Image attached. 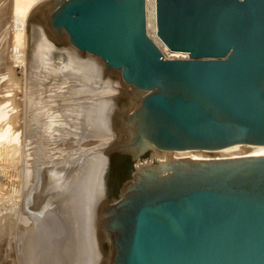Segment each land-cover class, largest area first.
Wrapping results in <instances>:
<instances>
[{"label":"water","instance_id":"1","mask_svg":"<svg viewBox=\"0 0 264 264\" xmlns=\"http://www.w3.org/2000/svg\"><path fill=\"white\" fill-rule=\"evenodd\" d=\"M67 0L72 47L144 92L139 143L159 151L264 146V0ZM130 155V154H128ZM113 264H264V156L141 168L111 218Z\"/></svg>","mask_w":264,"mask_h":264},{"label":"bare ground","instance_id":"2","mask_svg":"<svg viewBox=\"0 0 264 264\" xmlns=\"http://www.w3.org/2000/svg\"><path fill=\"white\" fill-rule=\"evenodd\" d=\"M65 1H67V0H14L13 12H15V15H16L15 16L16 20H14L15 21L14 26L12 25L14 27V28L12 27L13 32H14L13 36H15V37H13L14 47L10 53L8 52V50L3 51L1 49V51H3V52L0 55V67H1L0 72L4 71V75L2 76V73H0V105H2V106H0V243H2L4 245V246L2 245V247H5V251H6L5 253L8 257V258H6V261H7V259H10V261L13 260V262H10V263H16V256H15V259L12 256L14 249H16L15 248V244H16L15 242L18 243L20 255H21V253L23 255V251H26L25 250L26 246H27V249L30 248L33 250L34 246L37 245L38 242H40V244H43L42 243L43 236H42V238L40 237V232H42L41 226L42 225L49 226V223L52 224L54 219H58L61 221L60 216L63 215L64 213L68 214L66 212V209H67V211L69 209L68 212H70V208H73V207H70L71 205H69V201L72 197L74 198V201L77 202V204H78L79 200H82V202L84 199L86 201L87 200L90 201V198H91V200H94V199H92V196H91L93 193L90 195L91 192L89 193V191H88V193L91 197L90 198L87 197L88 198L87 199L86 198L87 195L84 192H87V188L89 190H91V189L95 190V188H91V189L89 188L90 186L88 184L92 181H93L92 182L93 184L97 183V186L100 187L101 185L100 184H99L100 186L98 185L97 179L99 177H100V179H101V177L103 178L104 173L106 171H107L106 180H104V183L102 182V180H99V183H101L102 185L105 184V185L109 186L108 194L105 193V195H107L108 199L104 200L103 197L101 196L103 201L100 202V199H101L100 196L98 197L96 195L99 193L101 194L102 189L99 190L98 188H96L99 190V193H97L98 190H96V192L94 191V193H96V194H93V195L96 196L97 198H99L100 203L98 204V202H96V205L98 204L97 207L94 205L95 201H91V203H94L92 205H91V203H89L93 207V209H92L93 213L91 210V215H89V216L96 217L95 218L96 221L101 220V222H102V226L100 225L101 228L99 227L101 230L100 229H99L100 231L98 230L99 232H101L99 240H100L101 244L104 246V250H105L104 257H102L101 249H100V247L98 248V250H99L98 254L101 258V262H102V264H113V261L115 258V245L113 242V235H112V229H111V217L114 215L115 208L118 205L119 201L125 197H128V195H130V191L132 189V186L134 183H136V174L141 168H144V167H147L150 165H154V164L163 163V162L174 161V160L189 159V160H194V161H221V160H229V159L244 158V157H251V156H264V146H253V145H245V144H237V145H233V146L226 147L223 149L210 150V151L209 150H206V151H200V150L159 151L157 149H149L146 152V143H139L136 140V135H137L136 117H137V111L140 108V103H141L142 98H139V100L137 99L138 102H136V103H138V105H135V103H134V105L136 106L135 110L133 112H131L129 114L130 117L126 121L123 120V124L119 126V128H123V129L126 128L128 130V133H129L128 138L125 140H123V139L120 140V138H119V140L117 142L115 140L116 136H117V132L113 131L114 133H112L111 129H110L111 131L109 132L108 128H107L108 129L107 132H105L106 130L104 131L100 125V122H102L101 121L102 115H103L102 111L96 110L97 111L96 113L91 112V111H93L92 110L93 108H94V110H95V108L100 109V106H102L100 104V102H97V101L94 102V100H96V99H92V101H88L89 98L86 99V97H88L89 95L88 94L85 95V93H88L89 90L87 92H83V91L78 92L77 91V90L80 91L82 89H86L85 87H87V85L89 84V82L87 81L88 83L85 87L81 86L80 83L81 82L83 83V81L80 82L78 80V79L82 80V78L80 77L81 75L77 76L75 74L77 77H80V78H78L76 80H71L72 82L78 80L80 83L79 82L78 83H75V82L70 83L69 81H65L64 82L65 85L60 86V87L57 86V88H59L62 91L60 93L62 96H60V98H59V96H57L59 98V100L55 95L58 92L56 91L57 88L54 87V85H55L54 83H51V81H50V83L38 84V82L36 83L34 81H31V79L29 78L30 75L33 74V69H31V68L32 67L35 68L34 66H36L37 68L34 69V71H35V70H38L42 66L41 65L38 68L37 64L36 65L34 64V63H36L34 60H35V56L37 53L36 52L37 50L35 48H37L40 43L41 44L47 43L46 40L44 39V37H45V35H48V29L52 33H54L57 37L64 36L65 40L68 42L66 35L63 34L62 30H58L57 28H54L52 26V23H51L52 17L54 15L56 9L58 7H60L61 5H63L65 3ZM5 7L7 8V6H5ZM28 13L30 16L29 19H31L30 24H29V21H26V17H27ZM145 13H146V32H147L148 36L158 45V47H160V50L165 55V57H169L165 54V51H167V50L160 43V41L158 40V38L156 36L157 27H156V22H155V0H145ZM45 17L47 18V20ZM46 21H47V23H46ZM31 22H33L34 26ZM11 23H13V22H11ZM6 24H8V23H6ZM40 24L44 27V28H42L43 33H40L41 31L40 32L38 31L41 27ZM30 25L33 27L32 31H29V29H28V26L30 27ZM0 37H2V36H0ZM4 38H6L5 40H7V37H4ZM0 45H1V43H0ZM68 45L74 51L75 54L82 55L84 57L93 59V60L97 61L98 63H101V61L99 62L98 59L92 57L93 55L89 56L90 54L88 55V53L82 54V53L78 52L77 50L73 49L70 46L71 44L69 42H68ZM2 46L0 48H3ZM29 47H30V49H29ZM27 48L30 50L29 54H28ZM44 48H46L45 50L49 54V55L47 54V56L52 59V57L50 56V53L52 51L50 50L49 45L44 46L43 49ZM170 53H173V52H170ZM180 54H183V53H180ZM186 57L187 56L185 54H183V56H181V57H170V58H186ZM41 61H43V60H41ZM41 61H39V62H41ZM32 64H34V66H32ZM7 65H9V67L11 69L8 71H5V67L7 68ZM2 67L4 70L2 69ZM80 68H82V67H80ZM88 68H87V71L89 70ZM40 69L38 71H41ZM81 70L84 72L83 69H81ZM85 70H86V67H85ZM54 71H56V70H54ZM99 71H97V72H99ZM7 72H9L8 75H10V80L7 79L8 82L11 81V82H9L10 85L9 84L5 85V83L3 81L5 79L4 76L5 77L7 76L6 75ZM35 72H37V71H35ZM35 72H34V74H35ZM71 72L70 73L68 72V73L71 74ZM77 72L79 73V71H77ZM37 73L39 74V72H37ZM88 73H91V72L89 71ZM80 74H82V73H80ZM84 74H86V73H83L82 75H84ZM72 75L75 78V75L73 73H72ZM33 76L34 75H32L31 78ZM99 76H100V74H99ZM94 79H95V77H94ZM92 80H93V78H92ZM29 81H31V82H29ZM92 82H91V84H92ZM60 85H61V83H60ZM94 87H95V85H94ZM126 87H129V86H124L120 83V86L116 87L115 94L123 91L124 89H126ZM95 88H98V87H95ZM91 90H92V88H91ZM96 90H94V91H96ZM98 90L96 92H98ZM111 91H112V89H111ZM132 91L137 95L136 89H132ZM76 92H78V94H79L78 97L76 95H73L74 93L76 94ZM104 92L106 93V90ZM127 92H129V91H127ZM98 93H100V92H98ZM101 93H103V92H101ZM112 94H113V92H112ZM90 95L92 96L93 94H90ZM98 95H100V94H98ZM108 96H110V95H108ZM110 97H111V98H109L110 100L108 99L110 102L115 101V100H111V99H113L112 95ZM106 98H107V96H106ZM106 98H104L105 101L107 100ZM101 100H103V99L101 98ZM117 100L118 101L123 100L122 102H125V104H127L128 106L133 104V102L130 103L131 98L126 93L123 94V97L121 94L118 93V99ZM117 100L115 101L116 103H117ZM71 101L72 102L74 101L76 103V106H74L75 104L72 103ZM98 103L100 105H98ZM113 104H114V102L111 104L108 103L107 104L108 106L105 105V107H104V105H103L102 107L103 108L107 107L108 113H110L111 111H109V109L112 110V108H109V105L111 107ZM125 104L122 103V105H120V106L123 107V105H125ZM55 105H58L60 107L62 106L63 108L61 107V111H62V109L66 110V112H65L66 114H61V116H60V114H59L60 111L56 109ZM77 106H78L77 111H79V112H77L78 114H76V113H75L76 115L72 114V111L75 112L73 107L76 108ZM112 107H116V104H115V106H112ZM55 109L57 110L56 112H58V111L59 112L55 113ZM132 109H134V108H132ZM104 110L105 109H103V111ZM120 111H122V110L120 109ZM101 113H102V115H101ZM56 114H59V115H56ZM111 114H112V112H111ZM121 114H122V112H121ZM118 115H120V114H118ZM121 116H124V115H121ZM125 116H127V115L125 114ZM125 116L123 118H125ZM114 119H115V117H114ZM104 120H106V117ZM109 121H107L108 122L107 125L110 128L112 126L110 125L111 121L110 122ZM90 122H93V123L96 122L95 123L96 124L95 126L97 127L96 132L88 129L87 123H90ZM11 123L16 125V127L19 130V133L16 136L14 135L15 137L13 136L12 140L7 141V139H9V137H8L9 133L8 132L11 131L10 126H8L7 124H11ZM93 123H91V124H93ZM89 127L94 128L90 124H89ZM115 129L116 128H114L113 130H115ZM125 135H127V133ZM3 137H6L7 139L5 140V139H3ZM20 137L23 141L21 140V142H18L20 140ZM113 137H115V138L112 140ZM10 138H12V137H10ZM109 138H111L110 139L111 142L108 140ZM117 138H118V136H117ZM107 140L110 143H108ZM13 142H14V144H13ZM104 147H106L105 150H107V149L110 150V152L107 151L109 154V159L106 158L107 157L106 153L104 156L105 159L109 160L108 162L103 161V159H104L103 153L105 151ZM128 154H130V155H128ZM124 158L126 160H128V162H129L128 167L126 166L125 161L123 160ZM123 164H125V166L127 168L122 166ZM91 169H93L94 173L96 172L99 175V177L95 178L96 182H94V179H91L92 177L96 176V173H95V175L91 177V172H90ZM127 172L128 173L130 172L129 176L126 175ZM89 177H91V178H89ZM88 178H89V181L91 179L90 182L88 181ZM74 183L77 184L78 187ZM74 185H75L76 190L78 188V190L74 192V193L78 192L75 195H73L74 193L71 192L74 190V189L72 190ZM85 185H87L86 186L87 188L85 187ZM92 187H95V186H92ZM85 188H86V191H85ZM101 188H102V186H101ZM70 193H72V194H70ZM82 194H84L83 195L84 199H83V197L81 198ZM71 201H73V200L71 199ZM86 201H84L85 204H86ZM77 204L72 203V205L78 206ZM79 204H80V202H79ZM85 204H83V205H85ZM89 204L87 207L90 206ZM85 207L86 206H84V208H83L84 211H86ZM74 208H75V206H74ZM63 209L65 210V212ZM76 209L78 211V210H80V207H79V209L78 208H76ZM88 210H89V208H88ZM75 212H76V210L73 213H75ZM80 212H82V211H80ZM80 212L78 211V213H80ZM73 213L71 211L69 214L71 215ZM66 214H64V217H66L65 216ZM69 214H68V218L71 217V216H69ZM76 214L77 213H75L74 215H76ZM87 214H89V213H87ZM87 214L85 212V214H84L85 216L83 214H78V215H80V216L82 215V217L83 216L86 217ZM98 215H99L100 219L97 217ZM64 217L62 220L65 222ZM74 217H72V218H74ZM93 217H92V219H93ZM68 218L66 217V221L70 220V218L69 219ZM60 221H58V222H60ZM56 222H57V220H56ZM56 222H54V224H56ZM64 222H62V223H64ZM60 223H58V224H60ZM54 224H52V225H54ZM65 224H66V222H65ZM57 225L55 226L54 231L52 230L53 229L52 227H54V226L50 225L51 226L50 230L52 231V233L50 230H48V229L46 230L50 234H47V232L44 230L46 232V237L51 235L49 238L47 237L48 240H46L44 238L45 244L43 247L46 249V251H47V249L50 250V253H48L49 252V250H48V252H45V251L43 252L44 256L42 255L45 259L49 258V259H46L47 261H49L50 259H52V261H54L53 260L54 256L52 257V254L56 251L51 253V250L55 247L54 245L59 246V247L56 246L54 248V250L57 247H58V249H60V247L62 248L64 246L63 247L64 250L62 248V252L60 253V254L63 253L61 255V261H62V259H65L64 254L67 253V249L72 245L71 244L69 247L66 248L65 246H68V245H66V242L64 245H62L63 243L60 244L62 246L59 245V242L57 244H54L55 242L53 243V240L55 239V237H54L55 235L53 236V232H56V230L59 228L58 226H60V227L64 226L63 224L62 225L60 224L58 226ZM66 225H68V223ZM66 225H65V227H66ZM70 225L67 227H70L72 229L71 226L73 224L71 226ZM56 227H58V228L56 229ZM73 228H74V226H73ZM91 228H93V227H91ZM40 229H41V231H40ZM62 229L59 228L60 232L58 230L57 231L63 235L64 233L62 232ZM65 230L67 231V229H65ZM26 231H27V233L29 231H32L29 234H27V235H31L30 242H27L28 239L26 240V237H27V236L25 237ZM63 231H64V229H63ZM66 231H64V232H66ZM72 231H73V229H72ZM72 231H68V232L71 233ZM83 231H82V233H83ZM58 232H57V234H58ZM72 233L74 234L75 232H72ZM60 234H58V235L60 236ZM58 235L56 236L57 238L59 237ZM66 235H68V234H65L64 236H62V238H64ZM2 236L5 237V238H3V240H2ZM52 236L54 237L53 239H52ZM68 237H70V236H68ZM20 239H21V244H22L21 246H19L20 245V242H19ZM71 239H73V238H71ZM58 240H62L61 236H60V239H58ZM65 241H67V240L65 239ZM70 241H68V242H70ZM27 243H28V245H27ZM93 246L94 245H92V247ZM38 247L39 246H37V250H36L37 253L39 251ZM73 247H75V246H73ZM95 247L96 246H94V248ZM41 249L43 251V248H41ZM3 250H4V248H3ZM34 251H32V252L34 253ZM57 251H59V250H57ZM63 251H65V253ZM91 251L93 254L94 249L92 248ZM95 251H96V249H95ZM32 252H31V254H32ZM10 253H11V256L9 255ZM37 253H35V254H37ZM57 253L58 252H56L55 255ZM85 253L87 255V252H85ZM60 254H58V255H60ZM58 255H56V256L58 257ZM69 255L71 257V255H72L71 252ZM32 256H34V255H32ZM65 256H66V254H65ZM80 256L83 257V260H85L84 259L85 255H83V256L80 255ZM96 256L97 255H94V257H96ZM22 257H21V259H22ZM35 257H37V256H35ZM35 257H34V259H35ZM43 257H41V258H43ZM59 257L57 258L58 259L57 262L62 264V262L59 261L60 260ZM68 257L66 259H68ZM75 257H76V255H75ZM24 258H25V256H24ZM96 258L98 259V257H96ZM43 259H42V262L43 261L47 262V261H45V259L44 260ZM68 260L65 261L66 263L65 262H63V263L68 264L67 263ZM78 260H79V258H78ZM94 261H95V259H94ZM54 262H56V261H54ZM70 262H71V260H70ZM76 262H77V260H76ZM95 262L90 263V264H97ZM35 263H36V261H35ZM43 263H41V264H43ZM5 264H6V262H5ZM50 264H52V262ZM53 264H56V263H53ZM84 264H86V263H84ZM99 264H100V262H99Z\"/></svg>","mask_w":264,"mask_h":264},{"label":"rangeland","instance_id":"3","mask_svg":"<svg viewBox=\"0 0 264 264\" xmlns=\"http://www.w3.org/2000/svg\"><path fill=\"white\" fill-rule=\"evenodd\" d=\"M13 4H14V0H0V36H2V37H0V40L2 41H0V43H1V45H0V47L2 46L3 48H0V51H1V49L3 50V51H6V50H8V52L10 53L11 51H12V49H13V47H14V39H13V37H15V36H13L14 35V32H13V26H14V20H16V18H15V12H13ZM5 6H7V8L5 7ZM57 8V7H56ZM30 13V12H29ZM29 13L27 14V17H26V21H29V24H30V21H31V19H29ZM32 14V13H31ZM14 15V16H13ZM15 18V19H14ZM46 18V17H45ZM46 20H47V18H46ZM35 21V20H34ZM11 22H13V23H11ZM6 23H8V24H6ZM32 24H33V22H31ZM46 23H47V21H46ZM13 25V26H12ZM41 25V24H40ZM46 25V24H45ZM33 26H34V24H33ZM48 26V25H47ZM13 27V28H12ZM42 28H44L42 25H41V27H40V29L38 30L40 33H43V31H42ZM12 29V30H11ZM28 29H29V31H32L33 30V27L30 25V27L28 26ZM12 31V32H11ZM3 32V33H2ZM11 32V33H10ZM62 32H63V34H65V32L62 30ZM5 36H4V35ZM66 35V34H65ZM7 37V40H5L6 38H4V37ZM4 38V39H3ZM66 38H67V40H68V42H69V39H68V37H67V35H66ZM44 39L46 40V42L47 43H43V44H39V46L37 47V48H35L37 51V53H36V56H35V62L36 63H34L35 65L37 64V66H38V68H39V66H41L39 69L41 70V71H38V70H35V71H37V72H39V74L37 73V72H35L34 71V69H36L37 67L36 66H34V64H32V66H34L35 68H31V69H33V74L32 75H34L32 78H31V76L32 75H30V79H31V81H34V82H38V84H46V83H50V81H51V83H54L53 85H54V87H56L57 88V86L58 87H60V86H63V85H65L64 84V82L65 81H69L70 83H78L79 81L81 82V81H83V83L81 82H79L80 84H81V86H86L87 85V83L89 82V84L87 85V87H85L86 89H82V90H77L78 92H81V91H83V92H87L88 90V93H85V95H89L88 97H86V99H88V101H92V99H96V100H94V102L95 101H97V102H100V104L103 106L104 105V107H105V105H107L108 103L109 104H111V103H113L114 102V104L112 105V106H115V104H116V107H110V105H109V108H112V110L111 109H109V111H111L112 112V114H111V112L110 113H108V108L106 107V108H103L102 106H100V109H96L95 108V110H94V108L92 109L93 111H91L92 113L93 112H97L98 110H100V111H102V113H103V115H102V113H101V115H102V119H101V121L102 122H100V125H101V127L103 128V130L105 131V132H107V130L109 129V132L111 131L112 133H114L113 131H115V132H117V136H118V138H117V136H116V141L118 142V140H119V138H120V140L121 139H123V140H125V139H127L128 138V136H129V133H128V130L125 128V129H123V128H119V126L120 125H122L123 124V120H127L129 117H130V113L131 112H133L134 110H135V108H136V106L135 105H138V103H136V102H138L137 101V99L139 100V98H142L144 95H145V93L144 92H141V91H138V90H136L137 91V95L132 91V89H134L132 86H130V85H127V84H125L123 81H122V79H121V76H120V72L119 71H117V70H113V69H109L108 67H106L105 65H104V63H103V61L100 59V58H98V57H95V56H92V55H89V56H92V57H94V58H96V59H98V61L100 62L101 61V63H98L97 61H95V60H93V59H90V58H87V57H84V56H82V55H79V54H75L74 53V51L69 47V45H68V42L65 40V37L64 36H60V37H57L54 33H52L49 29H48V35H45V37H44ZM41 42V41H40ZM70 43V42H69ZM12 45V46H11ZM47 45H49V47H50V50L52 51L51 53H50V56L52 57V59L51 58H49L48 56H47V52H46V48H44L43 49V47L44 46H47ZM41 46V47H40ZM71 46V45H70ZM7 47V48H6ZM11 47V48H10ZM72 47V46H71ZM73 49H75L74 47H72ZM29 49H30V47H29ZM28 48H27V50H28V54L30 53V50H29ZM76 50V49H75ZM3 51H1L0 52V55L2 54V52ZM78 51V50H77ZM78 52H80V51H78ZM80 53H82L83 54V52H80ZM85 54H87V53H85ZM165 54L167 55V56H169V57H165V58H170V57H181V56H183V54H180V53H170V52H168V51H165ZM49 55V54H48ZM165 56V55H164ZM41 60H43V61H41ZM33 61V62H34ZM39 61H41V62H39ZM50 61V62H49ZM78 61V62H77ZM80 61V62H79ZM76 62V63H75ZM2 63V62H1ZM40 64V65H39ZM81 65V66H80ZM85 65V66H84ZM77 66V67H76ZM79 66V67H78ZM84 66V67H83ZM45 67V68H44ZM71 67V68H70ZM80 67H82V68H80ZM85 67H86V70H85ZM89 67V68H88ZM92 67V68H91ZM1 68V67H0ZM87 68L89 69L88 71H87ZM2 69H3V67H2ZM1 69V70H2ZM11 68L9 67V65H7V68L5 67V71H8V70H10ZM45 69V70H44ZM48 71H47V70ZM76 69V70H75ZM81 69H83L84 70V72L81 70ZM4 70V69H3ZM54 70H56V71H54ZM92 70V71H91ZM100 70V71H99ZM44 71V72H43ZM60 71V72H59ZM72 71V72H71ZM76 73H75V72ZM77 71H79V73L77 72ZM91 72V73H88V72ZM97 71H99V72H97ZM104 71V72H103ZM34 72H35V74H34ZM43 72V73H42ZM71 72V74H69V73ZM0 73H2V76L4 75V71L2 72H0ZM69 75H68V74ZM72 73L75 75H77V76H80L81 78H82V80L81 79H78V78H80V77H77L76 75H75V78H74V76L72 75ZM80 73H86V74H84V75H82V74H80ZM6 74V73H5ZM9 74V72H7V76L5 77L4 76V78L6 79H4L3 81H4V83H5V85H8L9 84V82H11V81H9L8 82V80H10V75H8ZM41 74V75H40ZM68 76H67V75ZM99 74H100V76H99ZM72 75V76H71ZM94 75V76H93ZM37 76V77H36ZM97 76V77H96ZM99 76V77H98ZM69 77V78H68ZM77 77V78H76ZM86 79H85V78ZM88 77V78H87ZM91 77V78H90ZM94 77H95V79H94ZM101 77V78H100ZM74 78V79H73ZM92 78H93V80H92ZM8 79V80H7ZM35 79V80H34ZM38 79V80H37ZM65 79V80H64ZM76 79H78L77 81H74V82H72L71 80H76ZM64 80V81H63ZM90 80V81H89ZM93 82H92V81ZM31 81H29V82H31ZM88 81V82H87ZM97 81V82H96ZM85 82V83H84ZM91 82H92V84H91ZM13 83V82H12ZM60 83H61V85H60ZM120 83L122 84V85H124V86H129V87H126V89H124L123 91H121V92H118L119 94H121L122 95V97H123V94H127L130 98H131V101H130V103H132L133 102V104H131V105H127V104H125V102H122L123 100H117L118 99V93H116L115 94V91H116V87H118V86H120ZM85 84V85H84ZM10 85V84H9ZM52 85V86H53ZM94 85H95V87H98V88H95L94 87ZM83 87V88H84ZM94 87V88H93ZM115 87V88H114ZM90 88V89H89ZM91 88H92V90H91ZM107 88V89H106ZM8 89V88H7ZM98 90V92H100V93H98V92H96L97 90ZM102 89V90H101ZM111 89H112V91H111ZM94 90H96V91H94ZM106 90V93L104 92ZM56 91L58 92L57 94H55L56 95V97L57 96H59V98H60V96H62L60 93L62 92L59 88H57L56 89ZM126 91V92H125ZM127 91H129V92H127ZM78 92H76V94L74 93L73 95H76L77 97H78ZM96 92V93H95ZM101 92H103V93H101ZM112 92H113V94H112ZM110 93V94H109ZM90 94H93L92 96L90 95ZM97 94V95H96ZM98 94H100V95H98ZM105 94V95H104ZM112 95V98L113 99H111V100H117V103L115 102V101H109L110 99L109 98H111L110 96H108V95ZM131 94V95H130ZM54 95V96H55ZM84 95V96H85ZM104 95V96H103ZM142 95V96H141ZM100 96V97H99ZM106 96H107V98H106ZM114 96V97H113ZM66 97V96H65ZM106 98L107 100L105 101V99L104 98ZM19 98V97H18ZM58 98V97H57ZM59 98H58V100H59ZM85 98V97H84ZM91 98V99H90ZM101 98L104 100H101ZM75 99V98H74ZM77 99V98H76ZM85 99V100H86ZM100 100V101H99ZM72 102V101H71ZM106 104H105V103ZM119 102V103H118ZM121 102V103H120ZM72 103H74L75 105L74 106H76V103L73 101ZM103 103V104H102ZM122 103H124L125 105H123V107L122 106H120V105H122ZM134 103H135V105H134ZM99 103H98V105H100ZM134 105V106H133ZM0 106H2V105H0ZM108 106V105H107ZM55 107H56V109L57 110H59L58 112H59V114H60V116H61V114H66L65 112H66V110H63L62 109V111H61V107L60 106H58V105H55ZM58 107V108H57ZM102 107V108H101ZM60 108V109H59ZM63 108V107H62ZM74 108V110H75V112L74 111H72V114H78L77 112H79V111H77V108H78V106L75 108V107H73ZM117 108V109H116ZM131 108V109H130ZM132 108H134V109H132ZM55 109V113H58V112H56L57 110ZM103 109H105L104 111H103ZM120 109L122 110V111H120ZM97 110V111H96ZM119 110V111H118ZM129 110V111H128ZM128 111V112H127ZM62 112V113H61ZM120 112V113H119ZM121 112H122V114H121ZM127 112V113H126ZM105 113V114H104ZM59 114H56V115H59ZM75 114V115H76ZM98 114V113H97ZM111 114V115H110ZM115 114V115H114ZM118 114H120V115H118ZM125 114L127 115V116H125ZM110 117H109V116ZM121 115H124L125 116V118H123L124 116H121ZM108 116V117H107ZM105 117H106V120H104L105 119ZM114 117H115V119H114ZM120 117V118H119ZM110 118V119H109ZM111 121V126L112 127H108V125H107V121ZM115 120V121H114ZM109 121V122H110ZM124 121V122H125ZM113 122V123H112ZM91 123H93V122H90V123H87L88 125H87V127H88V129H90L91 131H95L96 132V129H97V127L95 126L96 124V122L95 123H93V124H91ZM104 123V124H103ZM106 123V124H105ZM89 124L91 125V126H95L94 128H90L89 127ZM8 126H10V129H11V131L10 132H8L9 133V139H7L6 137H3V139H7V141H9V140H12L13 139V136L15 135H17L18 133H19V130H18V128L16 127V125H14V124H7ZM12 125V126H11ZM103 125V126H102ZM115 125V126H114ZM105 127V128H104ZM15 128V129H14ZM17 128V129H16ZM108 128V129H107ZM114 128H116L115 130H113ZM94 129V130H93ZM111 129V130H110ZM15 130V131H14ZM18 130V131H17ZM15 132V133H14ZM11 133V134H10ZM124 133V134H123ZM127 133V135H125ZM60 135V134H59ZM125 135V136H124ZM14 136V137H15ZM10 137H12V138H10ZM115 137H113L112 138V140L114 139ZM111 138H109L108 140L111 142V140H110ZM21 137H20V140L18 141V142H21ZM107 140V142L108 143H110L109 141ZM114 140V141H115ZM23 141V140H22ZM15 142V141H14ZM14 142H13V144H14ZM16 143V142H15ZM59 143V142H58ZM105 148L106 147H104V150H105ZM107 151H109L110 152V150H105L104 151V153H103V158H104V156H105V153H106V158L107 159H109V154H108V152ZM61 155V154H60ZM57 157V156H56ZM98 158V157H97ZM102 158V159H103ZM107 159H103V161H105V162H108L109 160H107ZM90 172H91V177L92 176H94L95 175V173L93 172V169H91L90 170ZM93 172V173H92ZM106 173H107V171L104 173V176H103V178L101 177V179H100V177H99V175L96 173V176L95 177H89V178H91V179H94V182H96V177H99L98 179H97V182H98V185L100 184L101 186H102V188H101V186L100 187H98L97 186V183L95 184H93L92 182H90L91 181V179H90V181H89V178H88V181L90 182L88 185L90 186L89 188L91 189V188H95V190H93V189H91V190H89L86 186L87 185H85V187L87 188V192H84L86 195V198L87 197H91L92 196V199H94V200H91V198H90V201H86L85 199H84V194H82L81 195V198L83 197V202H82V200H79L78 201V204H77V202L76 201H74V198L72 197L71 199L73 200V201H71V199H70V201H69V205H71L70 207H73L74 208V206H75V208L73 209V208H70V212L72 211V213L76 210V212L75 213H77L76 215H74L75 213H73V214H69L70 212H68L69 211V209H68V211H67V209H66V212L69 214V216H71V217H69L70 218V220H67L66 221V217L68 218V214H66V213H64V214H66L65 216L66 217H64V214L63 215H61L60 216V219H61V221L62 222H64L62 219H63V217H64V220H65V222H66V224L68 223V225H66L65 224V222L64 223H62L60 220H58V219H54L53 220V223L52 224H54V222H56V220H57V222H56V224H54V225H52V224H50L49 223V226H47V225H42L41 226V229H42V232H40L41 231V229H40V237L42 238V236H43V239H42V243L43 244H40V242H38V244L37 245H35L34 246V249L32 250V249H27V246H26V248H25V250L26 251H23V255H22V253H21V255L19 254L20 252H19V248H18V243L17 242H15L14 244H15V248L16 249H14V252H13V254H12V256H13V258L15 259V256H16V263H10V262H13V260L12 261H10V259H7V261H6V258H8L7 257V255H6V251H5V247H2V243H0V264H5V262H6V264H41V263H43L42 262V259L44 258L43 256V252L45 251V252H48V250L49 249H47V251H46V249L43 247L44 246V244H45V240H44V238L46 239V240H48V238L51 236V235H49V236H47L46 237V232H47V234H50L48 231H46L47 229L48 230H50L51 228V226H54V227H52L53 229V231L55 230L54 228H55V226L58 224V223H60L61 225L63 224L64 226L63 227H60V226H58V225H60V224H58L57 226L59 227V228H63L64 229V231H66L65 229H67V231L66 232H64L63 231V229H62V232L64 233L63 235L62 234H60L59 232H60V230H59V228L58 227H56V229L59 231H57L56 230V232H53V236L55 237V241L53 240V243L54 244H57L58 242H59V245L60 244H62V245H64L65 244V242H66V245H68V246H65L66 248L67 247H69L71 244L73 245V246H75V247H73L72 245L67 249V253H65V251H63L65 254H66V256H65V254H64V257H65V259L69 256L70 257V252H71V257L69 258L68 257V259H62V261H61V255L63 254H60L61 252H62V248L64 247H60V249H58V245H54L55 247L56 246H58L55 250H54V248L51 250V253L52 252H54V251H56V252H58L56 255H58V254H60V255H58V257H59V261H61L62 262V264H65L66 262L65 261H67L68 260V264H84V263H86V264H90V263H94L95 261V263H97V264H99V262H100V264H102V262H101V258H100V256H99V254H98V248L100 247V249H101V253H102V257H104V253H105V250H104V246L101 244V242H100V233L101 232H99L101 229V227H100V225L102 226V222H101V220H98V221H96V217H93V216H89V215H91V210L93 209V207L91 206L92 204H94L96 207L98 206V204L101 202V201H103V199L105 200V199H108V197H107V195H105V193H107L108 194V191H109V186H107V185H102L101 183H99V180H102V182L104 183V180H106ZM90 174V173H89ZM89 176V175H88ZM102 176V175H101ZM75 184V183H74ZM76 186H77V184H75ZM75 185H74V187L72 188V190L73 191H71L72 193H74L75 191H77L78 190V188H77V190L75 189ZM95 186V187H92V186ZM78 187V186H77ZM86 188H85V191H86ZM96 188H98L99 190L100 189H102L101 190V194L99 193V190L98 189H96ZM96 190H98V192L97 193H99V194H97L96 196H100V202H99V198H97L96 196H94L93 194H96V193H94V191L96 192ZM88 191H89V193H90V195H89V193H88ZM93 191V192H92ZM72 193H70V194H72ZM78 192H76V193H74L73 195H75V194H77ZM88 193V194H87ZM72 195V196H73ZM103 197V199H102V197ZM95 197V198H94ZM88 199V198H87ZM97 199V200H96ZM84 201H86V204H85V202ZM91 201H95L94 203H91ZM76 202V203H75ZM79 202H80V204H79ZM96 202H98V204L96 205ZM72 203H74V204H77L78 206H76V205H72ZM89 203H91V205L89 204ZM83 204H85V205H83ZM88 204L91 206H89V207H87L88 206ZM66 206V205H65ZM82 206V207H81ZM84 206H86L85 208H86V211H84ZM79 207H80V210H78L79 212L80 211H82V212H80V213H78V211H77V209L76 208H78L79 209ZM88 208H89V210H88ZM65 209V208H64ZM63 209V210H64ZM73 209V210H72ZM82 209V210H81ZM98 211V210H97ZM64 212H65V210H64ZM84 212V213H83ZM85 212H86V214L87 213H89V214H87V216L86 217H84L85 215ZM92 213H93V210H92ZM78 214H83L84 216L82 217V215L80 216V215H78ZM75 216V217H74ZM62 217V218H61ZM72 217H74V218H72ZM89 217V218H88ZM92 217H93V219H92ZM98 218H99V215L97 216ZM113 217V216H112ZM111 217V218H112ZM68 218V219H69ZM72 218V219H71ZM86 218V219H85ZM100 219V218H99ZM89 220V221H88ZM94 220V221H93ZM58 221H60V222H58ZM92 221V222H91ZM76 222V223H75ZM91 222V223H90ZM72 226H71V225ZM94 224V225H93ZM51 225V226H50ZM65 225H66V227H65ZM71 226L72 227V229H73V231H72V229L70 228V227H67V226ZM73 226H74V228H73ZM77 226V227H76ZM48 227V228H47ZM65 227V228H64ZM91 227H93V228H91ZM100 227V228H99ZM71 230H70V229ZM98 228V229H97ZM69 229V230H68ZM84 231H83V230ZM97 229V230H96ZM100 229V230H99ZM46 232H45V231ZM95 230V231H94ZM99 230V231H98ZM51 231V230H50ZM68 231H72V232H75L74 234L71 232H68ZM82 231H83V233H82ZM90 231V232H89ZM30 232H32V231H29L28 233H27V231H26V233H25V237H26V240H27V242H30V237H31V235H27V234H29ZM44 232V233H43ZM57 232H58V234H60V236H61V239L62 240H58V239H60V236L57 234ZM97 232V233H96ZM51 233H52V231H51ZM65 234H68V235H66L64 238H62V236H64ZM59 236L58 238L56 237V236ZM72 235V236H71ZM79 235V236H78ZM84 235V236H83ZM112 235H113V238H114V233L112 232ZM52 236V239L54 238ZM68 236H70L71 238H73V239H71L70 237H68ZM24 237V238H25ZM3 238H5L4 236H2V240H3ZM68 238V239H67ZM70 238V239H69ZM78 238V239H77ZM92 238V239H91ZM65 239L67 240V241H65ZM90 239V240H89ZM71 240V241H70ZM44 241V242H43ZM61 241V242H60ZM64 241V242H63ZM68 241H70V242H68ZM73 241V242H72ZM20 245L19 246H21L22 244H21V239H20ZM70 243V244H69ZM76 243V244H75ZM90 243V244H89ZM95 243V244H94ZM27 245H28V243H27ZM62 245H60V246H62ZM92 245H94V246H96L95 248H94V246L92 247ZM4 246V245H3ZM37 246H39L38 247V249H39V251H38V253H37ZM91 246V247H90ZM30 247V246H29ZM33 247V246H32ZM36 247V248H35ZM74 249H73V248ZM77 247V248H76ZM81 247V248H80ZM83 247V248H82ZM89 247V248H88ZM3 248H4V250H3ZM41 248H43V251H42V249ZM65 248V249H66ZM88 248V249H87ZM94 249V253L92 254V251H91V249ZM72 249V250H71ZM78 249V250H77ZM95 249H96V251H95ZM16 250V251H15ZM34 251V253L32 252V251ZM42 252H41V251ZM57 250H59V251H57ZM63 250H64V248H63ZM69 250V251H68ZM86 250V251H85ZM88 250V251H87ZM82 251V252H81ZM84 251V252H83ZM17 252V253H16ZM31 252H32V254H31ZM41 254H40V253ZM56 252H54L53 254H52V257L54 256L56 259L58 258L56 255H55V253ZM81 252V253H80ZM85 252H87V255H86V253ZM90 254H89V253ZM97 252V253H96ZM28 253V254H27ZM35 253H37V254H35ZM48 253H50V250H49V252ZM74 253V254H73ZM77 253V254H76ZM84 253V254H83ZM30 254V255H29ZM10 256H11V253L9 254ZM22 257V259H21V257ZM32 255H34V256H32ZM43 255V256H42ZM75 255H76V257H75ZM79 255V256H78ZM80 255H85L84 256V259L85 260H83V257H81ZM93 257H92V256ZM94 255H97L96 257H98V259L96 258V257H94ZM24 256H25V258H24ZM35 256H37V257H35ZM40 256V257H39ZM34 257H35V259H34ZM41 257H43V258H41ZM53 257V260L54 261H56V262H54V261H52V259H50L49 261H47L46 259H49V258H44L45 259V261H47V262H44L43 264H50L51 262H52V264L53 263H58L57 261H58V259L56 260L55 258ZM20 258V259H19ZM78 258H79V260H78ZM25 259V260H24ZM29 259V260H28ZM37 259V260H36ZM43 259V260H44ZM94 259H95V261H94ZM64 260V261H63ZM70 260H71V262H70ZM74 260V261H73ZM76 260H77V262H76ZM99 260V261H98ZM35 261H36V263H35ZM94 261V262H93ZM30 262V263H29ZM63 262H65V263H63ZM58 264H61V263H58Z\"/></svg>","mask_w":264,"mask_h":264},{"label":"flooded vegetation","instance_id":"4","mask_svg":"<svg viewBox=\"0 0 264 264\" xmlns=\"http://www.w3.org/2000/svg\"><path fill=\"white\" fill-rule=\"evenodd\" d=\"M123 160L125 161V164H126V166L128 167V165H129L128 160H126L125 158H124ZM127 163H128V164H127ZM125 164H123L122 166L126 167ZM127 167H126V168H127ZM129 173H130V172H129ZM129 173L127 172L126 175L129 176Z\"/></svg>","mask_w":264,"mask_h":264}]
</instances>
